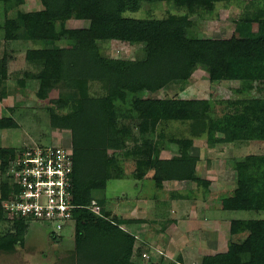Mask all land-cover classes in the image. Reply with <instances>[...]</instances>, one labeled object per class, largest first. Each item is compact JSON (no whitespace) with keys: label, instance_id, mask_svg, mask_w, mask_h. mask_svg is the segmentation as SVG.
<instances>
[{"label":"trees","instance_id":"1","mask_svg":"<svg viewBox=\"0 0 264 264\" xmlns=\"http://www.w3.org/2000/svg\"><path fill=\"white\" fill-rule=\"evenodd\" d=\"M240 1L41 0L43 9L25 12L22 6L27 0H0L5 19L0 32L12 35V40L36 42L44 30L54 31L49 47L27 50L25 60L37 71L17 73L16 84L26 89L40 82L37 96L43 101L50 99L54 90L66 92L63 98L51 99L47 109L51 131L69 132L73 146V203L80 208L74 211V249L64 258L66 264H143L145 254L155 259L150 254L152 247L125 228L144 220L113 216L105 210L101 193L110 180L125 178L124 165L110 157V149L135 146L132 177L136 181L152 174L158 190L166 182L192 183L195 190L172 194L174 201L190 202L199 194H211L213 184L208 178L212 159L203 160L194 151L196 139L206 136L209 150L264 142V0L248 1L242 18L244 23L258 25L255 38H191L186 31L196 22L187 14L170 13L162 19L126 16L139 12L144 4L173 2L188 13L213 14L219 4L230 6ZM72 20L88 21L89 25L61 28L62 23ZM114 41L145 44L146 57L128 60L105 56L102 45ZM2 50L0 41V103L8 98L12 82L11 57ZM199 70L208 74L211 84L246 83L242 94L247 96L228 100H214L211 95L203 99L153 97L170 85L184 92ZM94 84L100 85L103 95L92 94ZM216 106L223 107V115H216ZM172 122L190 123L191 137L169 139L159 131L163 123ZM16 125L0 119V129ZM168 143L177 147V155L163 159ZM23 150L0 147V224L6 226L0 232V256L25 246L28 221H32L12 218L4 207V202L20 191L9 172ZM258 160L257 166L247 157L234 159L236 188L226 191L221 199L224 211L264 213V178L260 176L264 156ZM203 162L206 169L199 174ZM93 202L101 207L102 217L89 209ZM171 223L176 221L162 223L160 232L166 233ZM50 235L54 243L62 241L54 231ZM158 255V262L148 264L169 259L163 250ZM176 263L184 264L182 257ZM201 264H264V219L232 220L227 251L205 256Z\"/></svg>","mask_w":264,"mask_h":264},{"label":"rangeland","instance_id":"2","mask_svg":"<svg viewBox=\"0 0 264 264\" xmlns=\"http://www.w3.org/2000/svg\"><path fill=\"white\" fill-rule=\"evenodd\" d=\"M250 0H241V3H234L230 6L219 4L213 14L207 13H188L185 9L178 8L173 2H163L155 4H144L143 8L137 12L126 13L127 17L136 19L146 18H166L170 13L178 15H189L196 25L193 29L187 30L186 34L191 38H208V39H244L255 38L258 35L257 24H247L242 21L245 14L246 3ZM43 9L41 0H27L22 6L25 12L39 11ZM4 16L0 12V25L4 22ZM88 21L72 20L62 23L61 28H87ZM54 36L53 30H44L40 41H14L12 35H7L3 31L0 32V41L2 43V51L10 55L9 74L11 77V85L8 87V98L0 103V119L5 123H16L15 128L0 129V147L3 148H33V147H50L53 145L72 146L71 134L67 131H51L50 117L48 108L52 105L51 99H59L65 96L63 89L54 90L50 99L40 100L37 92L40 88V82H36L34 86L22 89L16 84L18 74L23 71L36 72V68L29 65L25 60L27 50L34 48H46L47 44ZM146 45H128L121 42H111L102 45V53L105 56L140 60L146 57L144 48ZM18 73V74H17ZM19 75V76H20ZM22 77V76H21ZM247 88L243 82H218L211 84L208 74L202 70L196 72L186 90L181 92L177 86L170 85L164 90L153 95L155 98H184V99H203L210 98L214 100H228L247 96L242 94ZM92 94L103 95V91L98 84H94ZM242 91V92H239ZM13 108V109H11ZM3 109V112H2ZM9 109V110H8ZM11 109V110H10ZM215 113L221 116L224 113L223 107L216 106ZM159 131L164 133L168 138L191 137L190 123H163ZM206 136L196 139L194 151L206 160L212 159V167L208 171L209 180L213 181L212 191L206 197L202 194L196 196L197 200L190 202H179L172 199L173 192H184L195 190L192 183L166 182L162 190H158L155 182L152 180V174L144 181H136L133 179L135 171L136 149L133 144L125 150L110 149V157L117 159L124 165L125 178L113 179L107 184L105 193H101L100 197L105 200V210L113 214L130 219H140L148 217V220H157L153 223H139L134 227L140 236H145L146 241L155 231V240L150 254L155 259H145L143 264H148L154 260L158 262V252L160 247H167V252H163L169 259L163 261L162 264H177V258L184 248L193 247L197 244L198 237L195 238L191 231L211 232L212 219L216 220L218 230L220 231V240L215 243L216 251L223 252L228 249L230 237V223L232 220H252L264 219V213L252 211H224L220 201L224 197L226 191L236 188V175L233 170V161L239 157H247L248 161L258 166L259 157L264 156V142L256 141L250 143H237L234 145L218 146L215 150H209L206 145ZM177 155V147L170 143L167 144L166 150L162 153L163 159H170ZM206 163L199 165V174L205 171ZM260 176L264 178V168L260 170ZM190 194V193H188ZM99 197V198H100ZM194 195L192 196V198ZM143 199V203L137 201ZM135 206L138 209L132 213ZM142 207V211L140 210ZM196 207L197 215L194 217L203 220V223L189 222L185 225H179V219L184 215V210L188 214H193ZM182 214V215H181ZM207 218V219H206ZM172 219L178 223L177 227L171 223L167 229V235L162 236L160 230L162 221ZM208 219L210 221H208ZM207 220V221H205ZM147 221V220H146ZM196 221V220H195ZM207 222V223H206ZM30 223L28 233L26 235L25 246H18L16 251L11 254H3L0 256V264H66L64 260L69 252L74 249V235L76 222L73 221L60 233L62 241L54 243L51 233L55 230L53 224L41 221ZM194 223V224H193ZM206 223V224H205ZM129 231L135 233L133 225L126 227ZM6 229L5 224H0V232ZM139 229V230H138ZM197 235V233H195ZM194 236V237H193ZM138 239H140L138 237ZM194 240V242H193ZM168 242V243H167ZM157 244V246H156ZM159 244V245H158ZM174 249V250H172ZM175 253L171 255L169 252ZM213 251L205 250L201 253L192 250L189 255H184L187 259L186 264H201L203 257L212 254Z\"/></svg>","mask_w":264,"mask_h":264},{"label":"built area","instance_id":"3","mask_svg":"<svg viewBox=\"0 0 264 264\" xmlns=\"http://www.w3.org/2000/svg\"><path fill=\"white\" fill-rule=\"evenodd\" d=\"M10 177L20 191L4 207L12 218L46 221L60 235L74 221L73 146L53 145L24 149L11 165ZM102 217L101 207L93 202L89 208ZM145 259L150 255L145 254Z\"/></svg>","mask_w":264,"mask_h":264},{"label":"crops","instance_id":"4","mask_svg":"<svg viewBox=\"0 0 264 264\" xmlns=\"http://www.w3.org/2000/svg\"><path fill=\"white\" fill-rule=\"evenodd\" d=\"M2 112H3V109H2ZM144 200V198L143 199H139L137 202L139 203V204H141V203H143V202H145V201H143ZM136 209H138L137 208V206H135V208H134V210L132 211V213H135V210ZM140 210L142 211V207H140ZM194 210V212H193V214L192 215H188V218H186L185 217V214H186V212H185V210H184V215L182 216V217H180V219H179V225L181 226V225H185V224H187V223H189V222H194V223H203V225H204V222H203V220H199V218L200 217H198L197 216V218H195L194 219V217L197 215L196 213H197V210H196V207H194V209H192V211ZM182 215V214H181ZM123 218H125V217H123ZM125 219H130V218H125ZM207 219V218H206ZM140 220H144L145 222H144V224L146 223V224H148V223H153V222H156L157 220H148V217H142V218H140ZM147 220V221H146ZM196 220V221H195ZM166 220H164V221H162V222H165ZM205 221H207V220H205ZM208 221H210L209 219H208ZM212 228H213V230L211 231V232H206V231H201V232H199L198 230H196V231H191L192 233V235H194L195 236V238H197L198 237V242H197V244H195V249H193V247H191V249H190V247L187 249V248H184V249H182L181 250V252L180 253H182L180 256H178V257H182V262L184 263V264H186V262H187V259L184 257V255H189V253L192 251V250H194L195 252H197L198 251V249H200L201 250V253L203 252V251H205V250H208V251H210V250H212L213 251V253L212 254H210V255H215V254H217V253H220V252H215L216 251V247H217V245H218V241L220 240V231L218 230V227H217V223H215L216 222V220L214 219H212ZM193 223V224H194ZM207 223V222H206ZM205 223V224H206ZM176 224V225H175ZM135 225V224H134ZM134 225H133V230L134 231H136L135 233H133V232H131V233H133V234H135L137 237H139L140 238V241H142V242H144V243H146V244H149V246L150 247H155L154 245V241L153 240H155V231H154V234H151L150 235V238H147L146 239V241L143 239L145 236L142 234V236H140L138 233H140L139 231H137L136 230V228L138 227V226H136V228L134 227ZM174 225L177 227V225H178V223H174ZM178 225V226H179ZM205 226V225H204ZM128 227V226H127ZM126 228V227H125ZM127 229V228H126ZM229 229H230V227H229ZM128 230V229H127ZM139 230V229H138ZM167 230H166V233H160V234H162V236L164 237V236H166L167 235ZM195 233H197V235H195ZM193 236V237H194ZM143 237V238H142ZM228 238H229V236H228ZM156 241V240H155ZM193 242H194V240H193ZM168 243V242H167ZM215 243L217 244L216 246H215ZM159 245V244H158ZM156 246H157V244H156ZM161 249L160 250H163L164 248H165V246H163V247H160ZM153 249H155V250H159V249H157V248H153ZM172 250H174V249H172ZM167 252V247H166V249H164V252ZM165 252V253H166ZM169 252V251H168ZM224 252V251H223ZM171 255H174L175 253H173V252H169ZM167 256V255H166ZM178 259V258H177Z\"/></svg>","mask_w":264,"mask_h":264},{"label":"water","instance_id":"5","mask_svg":"<svg viewBox=\"0 0 264 264\" xmlns=\"http://www.w3.org/2000/svg\"><path fill=\"white\" fill-rule=\"evenodd\" d=\"M58 242H59V240H58Z\"/></svg>","mask_w":264,"mask_h":264}]
</instances>
